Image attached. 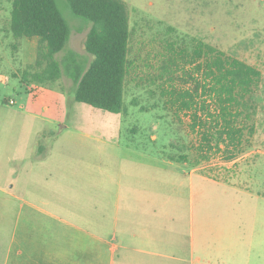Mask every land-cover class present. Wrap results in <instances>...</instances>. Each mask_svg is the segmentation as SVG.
I'll return each instance as SVG.
<instances>
[{
    "label": "rangeland",
    "instance_id": "1",
    "mask_svg": "<svg viewBox=\"0 0 264 264\" xmlns=\"http://www.w3.org/2000/svg\"><path fill=\"white\" fill-rule=\"evenodd\" d=\"M125 1L131 26L130 57L138 65L135 75L143 80L130 77L127 112L111 113L77 102L74 83L66 75L42 85L24 82L23 71L37 57V38L13 36L12 3L0 0V84L6 88L0 98L7 95L11 102L0 103V189L13 185L10 196L0 192V250L11 251L5 264H43V219L51 218L43 208L55 213L58 205L57 193L43 184V173L78 171L89 180L92 172L98 179L106 165L133 159L135 164L124 162V167L141 177L140 183L150 174L162 187L175 186L182 172L180 168L173 172L162 152L165 145L172 151V143L184 145L191 158V163H179L181 170L193 169L201 137L190 129L189 114L181 113L179 121L173 109L151 108L154 102L162 103L161 92L146 77L160 64L168 42L190 44L200 39L257 66L263 73L264 97V0ZM58 2L72 27L61 56L72 49L88 65L93 56L85 49V39L91 24L76 17L66 0ZM21 86L25 88L17 92ZM240 147L242 151H235L229 160L228 149L233 147L218 150L215 146L209 158L195 166L196 172L224 183L208 184L203 200L221 208L224 219L231 216L227 214L231 206L234 216L232 245L229 240L222 245L212 241L208 250L216 254L214 261L219 264H264V112L256 133ZM142 155L144 161L138 166L137 156ZM183 180L187 187L188 176ZM73 202L72 197L62 200L64 206ZM4 253L0 252V264Z\"/></svg>",
    "mask_w": 264,
    "mask_h": 264
},
{
    "label": "trees",
    "instance_id": "2",
    "mask_svg": "<svg viewBox=\"0 0 264 264\" xmlns=\"http://www.w3.org/2000/svg\"><path fill=\"white\" fill-rule=\"evenodd\" d=\"M6 1L12 3L13 36L37 38L36 60L22 73L25 83L42 85L66 75L74 83L77 102L111 113L127 112L125 93L129 79H143L135 75L138 65L130 57L131 26L125 0H66L76 17L91 24L85 39V49L93 56L88 65V60L72 49L61 56L72 27L58 0ZM164 50L160 64L154 65L146 77L151 78L153 85L157 83L161 92L162 103L154 102L151 108L161 105L173 109L179 121L181 113L189 114L190 129L201 137L194 167L209 158L208 153L215 146L218 150L221 146L233 147L226 157L231 160L235 151H242L243 141L248 142L256 133L259 115L264 112L262 71L196 38L190 44L168 42ZM190 83L191 87L186 86ZM5 89L0 84V95ZM150 92L154 97L155 90ZM9 98L2 96L0 103L11 104ZM133 103L138 104L137 100ZM183 146L172 143V151H167L165 145L162 152L171 161L191 163Z\"/></svg>",
    "mask_w": 264,
    "mask_h": 264
},
{
    "label": "crops",
    "instance_id": "3",
    "mask_svg": "<svg viewBox=\"0 0 264 264\" xmlns=\"http://www.w3.org/2000/svg\"><path fill=\"white\" fill-rule=\"evenodd\" d=\"M136 160L142 166L144 156ZM167 161L173 172H182L175 186L162 187L150 174L140 183L141 177L124 167L135 164L133 159L106 165L98 179L92 172L89 180L78 171L43 173L58 204L55 213L43 208L51 217L43 219V264H219L208 249L212 241L232 245L233 211L230 206L231 216L224 219V211L203 198L208 184L223 181ZM12 187L0 192L10 196ZM64 197L73 198L71 206L62 204ZM0 252H5L2 264L9 263L11 251Z\"/></svg>",
    "mask_w": 264,
    "mask_h": 264
}]
</instances>
